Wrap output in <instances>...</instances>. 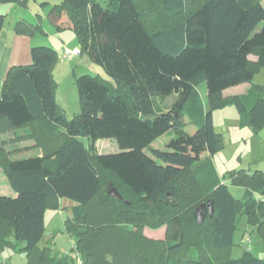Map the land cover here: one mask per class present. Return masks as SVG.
<instances>
[{
    "label": "trees",
    "instance_id": "16d2710c",
    "mask_svg": "<svg viewBox=\"0 0 264 264\" xmlns=\"http://www.w3.org/2000/svg\"><path fill=\"white\" fill-rule=\"evenodd\" d=\"M104 1L61 0L51 8L57 27L72 29L80 53L111 79L77 75L72 118L56 100L53 47L33 45L31 61L11 65L1 82L0 136L27 127L42 152L12 158L10 139L0 137V167L15 193L0 194V252L21 243L26 264H264L248 247L239 257L230 253L241 214L264 244V172L228 171L231 184L245 187L243 198L232 195L213 162L220 133L212 114L233 105L239 126L264 127V85L251 83L264 67L261 0ZM4 21L0 13V31ZM13 29L44 32L25 19ZM247 82V92L223 95ZM168 96L175 100L164 110L159 99ZM170 131L166 148L152 147ZM104 138L119 150L99 153L95 142ZM109 182L122 199L108 194ZM61 198L75 202L65 219L74 256L39 246L45 210L59 209ZM208 200L212 214L207 208L198 223L195 209ZM161 226L163 238L144 233Z\"/></svg>",
    "mask_w": 264,
    "mask_h": 264
},
{
    "label": "rangeland",
    "instance_id": "374dc122",
    "mask_svg": "<svg viewBox=\"0 0 264 264\" xmlns=\"http://www.w3.org/2000/svg\"><path fill=\"white\" fill-rule=\"evenodd\" d=\"M43 1H47L48 3H46V5L42 4ZM60 1L61 0H28L25 5L17 3V8H19V10H21V12L25 15L22 19L32 23L40 22L44 29V32H36L33 34L37 38H41L43 41L42 44L37 45L51 46L53 41L54 43L61 44L62 39L66 42L69 39L75 45L78 44L76 35L72 29L64 31L59 30L52 22H50L49 15L51 8L55 3H59ZM99 1L105 5L104 0ZM193 1L196 2V0ZM261 2L264 5V0H261ZM11 14L5 16V23L10 20L9 17ZM262 24L263 23H260L258 29L262 26ZM64 34L67 35V40H65L63 36ZM72 45L73 44L67 47L70 49ZM58 53L61 55L60 50H58ZM59 65L60 62H58L53 69L54 79L57 83L55 87L56 100L64 108L66 117L72 118L79 109L75 77L83 73H90L93 75H99L107 80L111 79L100 64L89 60L86 55L77 57L68 68V72L64 70L59 71ZM251 83L264 85V67L260 68L254 74ZM248 85H250V83L247 82L237 88H227L228 90H225V94L239 93L241 90H245ZM199 90L203 92V90H205L204 86L201 85ZM174 100V96H168L163 99H159V104L161 108L165 110L171 106ZM212 114L215 131L220 133V147L213 156L216 171L222 181L228 185L232 195L237 199H241L243 198L245 187L231 184L225 175L228 171H246L253 173L256 170H261L264 172V127L258 131H254L249 126H239L238 112L236 107L233 105L216 109ZM184 120L186 121L184 124L185 129L189 133H193L195 131L193 123L187 116L184 117ZM28 132L29 128L23 127L9 133L8 136H10V140L7 141L6 145H8V149H10V156L12 158L41 154L42 148L35 144V137L27 136ZM173 136L174 133L172 131L166 132L157 137L151 145L155 148L164 149L166 148L167 142ZM81 139L86 145L90 141L86 137H81ZM95 145L99 153H112L119 150L114 139H98L95 142ZM146 152L151 154L149 148H146ZM0 194L15 195L14 191L8 185L6 176L1 167ZM65 200L66 202L75 203L71 199L66 198ZM69 215H71V208L67 206H62L59 209L48 207L45 210L44 233L39 242V246L50 247V252L53 256L58 257L68 253L73 256L75 255V253L71 251L74 240L69 236L65 229V219ZM195 216L197 219L196 213ZM204 218L205 215L203 219ZM164 232L165 226H161L158 229L145 228L146 235L153 238H163ZM22 245L23 244L20 243L15 247L4 248L0 252V264H26L27 260L24 251L19 249ZM245 247H248L258 257H263L264 255V244L261 241V238L259 237L257 231L253 230L252 226L249 225L247 216L245 214H241L238 216L237 226L233 236V243L230 246L231 256L235 258L239 257ZM192 250V248H189L187 252H191ZM73 264H77L76 259L73 261Z\"/></svg>",
    "mask_w": 264,
    "mask_h": 264
},
{
    "label": "crops",
    "instance_id": "0c3cea01",
    "mask_svg": "<svg viewBox=\"0 0 264 264\" xmlns=\"http://www.w3.org/2000/svg\"><path fill=\"white\" fill-rule=\"evenodd\" d=\"M17 3H0V13L5 14V16L10 15L9 17V21L7 23H5L2 26V29L0 31V86H1V82L4 79L8 68L11 65L14 64H27L31 61V56H30V49L33 45H37V44H42L43 41L41 38H37L35 35H26V34H19L16 33L13 29L14 23L15 21H17L18 19H22L24 18V13L21 12V10H19V8H17ZM46 5V4H45ZM15 10V12H14ZM50 22L53 23L54 26L57 27L56 24H58L57 22H60L59 19L55 18L52 15V12H50ZM6 19V17H5ZM57 29H59L57 27ZM59 30H67V29H59ZM65 40H67V35L64 34L63 35ZM61 44L58 43H51L52 47L54 49H56V51L58 52V50H60L61 55L58 53V57L59 60L58 62H60V65L58 66V70L59 71H66L68 72V68L70 67V65L72 64V62L79 56L85 55L80 53L79 55L74 56L71 59H63V49L67 46H70L71 44H73L70 48H75L78 47L79 45H75L73 42H71V40H67L64 41L62 39ZM68 48V47H67ZM58 49V50H57ZM91 63V62H90ZM244 84V83H242ZM240 84V85H242ZM240 85L237 86H232L229 87L230 88H237ZM250 87V85H248V87L245 90H241V92L239 93H232V94H225V90L227 91L228 89H225L223 91V95L224 96H229V95H235V94H242L247 92L248 88ZM56 95V94H55ZM10 132L2 134L0 137L2 139H10L8 136ZM8 148V145H6ZM66 198H61L59 200V205L60 207H72L74 205V203H70V202H66L65 200ZM144 233H145V228H144ZM146 234V233H145ZM161 238V237H160Z\"/></svg>",
    "mask_w": 264,
    "mask_h": 264
},
{
    "label": "water",
    "instance_id": "95a60500",
    "mask_svg": "<svg viewBox=\"0 0 264 264\" xmlns=\"http://www.w3.org/2000/svg\"><path fill=\"white\" fill-rule=\"evenodd\" d=\"M105 188L108 190V194L110 196L117 198V199H122L121 195L118 193L116 188L112 187V184L110 182L106 184ZM166 200H167V202H169L171 204L175 203V199L173 197L167 196ZM207 208L209 209V213L211 215L213 209H212V202L210 200H208L205 203H201L200 205H198L196 207L195 212L197 214V222L198 223H201Z\"/></svg>",
    "mask_w": 264,
    "mask_h": 264
},
{
    "label": "built area",
    "instance_id": "2783aa9c",
    "mask_svg": "<svg viewBox=\"0 0 264 264\" xmlns=\"http://www.w3.org/2000/svg\"><path fill=\"white\" fill-rule=\"evenodd\" d=\"M80 54V49L79 47H75V48H67L65 47L63 49V59H71L76 55ZM77 264H80V260L77 259Z\"/></svg>",
    "mask_w": 264,
    "mask_h": 264
}]
</instances>
